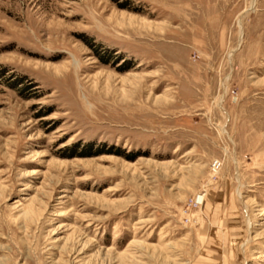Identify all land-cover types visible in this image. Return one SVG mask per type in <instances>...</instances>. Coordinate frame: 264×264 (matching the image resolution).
Masks as SVG:
<instances>
[{"label": "rangeland", "instance_id": "1", "mask_svg": "<svg viewBox=\"0 0 264 264\" xmlns=\"http://www.w3.org/2000/svg\"><path fill=\"white\" fill-rule=\"evenodd\" d=\"M0 264H264V0H0Z\"/></svg>", "mask_w": 264, "mask_h": 264}, {"label": "built area", "instance_id": "2", "mask_svg": "<svg viewBox=\"0 0 264 264\" xmlns=\"http://www.w3.org/2000/svg\"><path fill=\"white\" fill-rule=\"evenodd\" d=\"M199 202V200L197 199V196L191 200V203L193 204H197Z\"/></svg>", "mask_w": 264, "mask_h": 264}, {"label": "bare ground", "instance_id": "3", "mask_svg": "<svg viewBox=\"0 0 264 264\" xmlns=\"http://www.w3.org/2000/svg\"><path fill=\"white\" fill-rule=\"evenodd\" d=\"M197 199H198V200H201L202 198H201V196H198Z\"/></svg>", "mask_w": 264, "mask_h": 264}]
</instances>
